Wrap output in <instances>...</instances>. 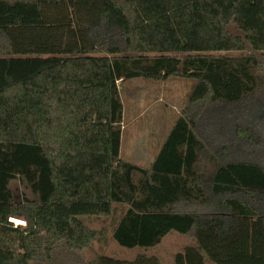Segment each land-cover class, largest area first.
<instances>
[{
  "label": "trees",
  "instance_id": "16d2710c",
  "mask_svg": "<svg viewBox=\"0 0 264 264\" xmlns=\"http://www.w3.org/2000/svg\"><path fill=\"white\" fill-rule=\"evenodd\" d=\"M169 77L186 104L147 166L122 159L119 83ZM258 156L264 0H0V264H162L85 253L171 232L173 264H264Z\"/></svg>",
  "mask_w": 264,
  "mask_h": 264
},
{
  "label": "rangeland",
  "instance_id": "374dc122",
  "mask_svg": "<svg viewBox=\"0 0 264 264\" xmlns=\"http://www.w3.org/2000/svg\"><path fill=\"white\" fill-rule=\"evenodd\" d=\"M224 54L239 57L245 52H226ZM193 83L192 79L178 77H169L166 80L134 78L119 83V95L123 104L120 146L122 159L142 157L141 162H138L139 164L143 165L148 162L149 157L153 156L159 145H157L158 142L156 143L158 139L156 131L160 127L161 122L166 124L175 119L181 108L186 104V99ZM250 117L252 118V115ZM213 154V151H207L204 158L200 161V171L206 173L213 171L214 164L209 161ZM258 157L264 163V157ZM10 188L15 198L26 196L32 199L34 197L29 189L24 187L17 179L10 181ZM84 218L92 219L93 217ZM101 220H104V218ZM109 222L110 219H107L100 224L107 225ZM12 223L14 226L17 224L15 221ZM87 223H89L90 227H99V222L95 220L87 221ZM180 236L185 238L179 233L172 232L166 234L158 244L152 247L142 248L136 246L127 248L118 245L108 235L106 243H102L99 240L93 241L85 254L90 257L94 253H102L126 260L132 259L138 254L155 255L162 264H173L172 255L183 248Z\"/></svg>",
  "mask_w": 264,
  "mask_h": 264
},
{
  "label": "crops",
  "instance_id": "0c3cea01",
  "mask_svg": "<svg viewBox=\"0 0 264 264\" xmlns=\"http://www.w3.org/2000/svg\"><path fill=\"white\" fill-rule=\"evenodd\" d=\"M173 121H174V119L170 123H166V124H165V122H161L160 127L156 131V133L158 134V139H157L156 143L158 142L157 145L158 144L159 145H158V147L156 149V152L153 154V156L151 155L149 157V160H148V162L146 164H143L142 165V164H139L138 163V162H141L142 157H139V158L138 157H132V158L129 157V158L124 159V160L129 161V162H132V163H135V164L140 165V166H147L154 159L155 155L157 154V152H158V150H159V148H160L163 140L165 139L167 133L169 132V130H170L172 124H173ZM120 146H121V141H120ZM119 156H120V150H119ZM180 235L185 236V238H181V236H180L181 239L178 238V239L181 240L182 247L184 245H187V244H192L193 240H192V237L189 234H180Z\"/></svg>",
  "mask_w": 264,
  "mask_h": 264
},
{
  "label": "water",
  "instance_id": "95a60500",
  "mask_svg": "<svg viewBox=\"0 0 264 264\" xmlns=\"http://www.w3.org/2000/svg\"><path fill=\"white\" fill-rule=\"evenodd\" d=\"M13 218L18 219L19 221L24 222V224H22V223H17V225L23 226V225L26 224V221H25L23 218H16V217H13ZM10 221H13V220L10 219Z\"/></svg>",
  "mask_w": 264,
  "mask_h": 264
}]
</instances>
